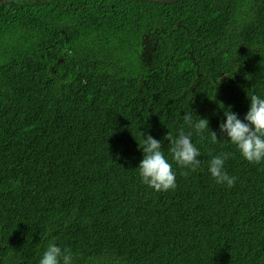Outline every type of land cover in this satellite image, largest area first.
<instances>
[{"label": "trees", "instance_id": "1", "mask_svg": "<svg viewBox=\"0 0 264 264\" xmlns=\"http://www.w3.org/2000/svg\"><path fill=\"white\" fill-rule=\"evenodd\" d=\"M253 94L264 0L0 2V264H37L53 241L74 264H264V163L219 132ZM181 129L195 171L171 159ZM149 134L174 190L141 182ZM223 153L232 187L208 171Z\"/></svg>", "mask_w": 264, "mask_h": 264}, {"label": "clouds", "instance_id": "2", "mask_svg": "<svg viewBox=\"0 0 264 264\" xmlns=\"http://www.w3.org/2000/svg\"><path fill=\"white\" fill-rule=\"evenodd\" d=\"M249 110L243 119L231 109L224 110L226 119L219 125L220 136L226 137L240 152L242 158L252 164L264 163V96L253 94ZM184 123L190 128L201 131L208 127L206 118L200 117L194 122L191 113L185 112ZM213 139H218L212 132ZM191 133L183 129L174 138H170L171 159L179 167L195 171L200 166V149L192 142ZM139 143V142H138ZM143 159L138 167L141 182L157 192H167L176 188V173L173 164L162 151L161 140L152 135L143 137ZM229 154L214 155L209 161L208 171L217 184L232 187L237 177L230 175L225 162ZM37 264H74V256L68 248H61L55 241L49 242L40 255Z\"/></svg>", "mask_w": 264, "mask_h": 264}, {"label": "water", "instance_id": "3", "mask_svg": "<svg viewBox=\"0 0 264 264\" xmlns=\"http://www.w3.org/2000/svg\"><path fill=\"white\" fill-rule=\"evenodd\" d=\"M152 1V0H151ZM162 2H165L167 0H161ZM0 2H7V0H0Z\"/></svg>", "mask_w": 264, "mask_h": 264}]
</instances>
